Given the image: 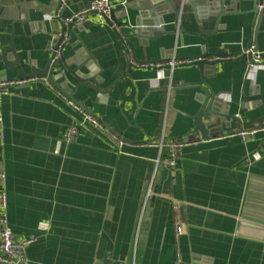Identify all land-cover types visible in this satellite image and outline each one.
Masks as SVG:
<instances>
[{
    "label": "crops",
    "instance_id": "crops-1",
    "mask_svg": "<svg viewBox=\"0 0 264 264\" xmlns=\"http://www.w3.org/2000/svg\"><path fill=\"white\" fill-rule=\"evenodd\" d=\"M54 1L0 0V82L9 85L0 97L7 225L26 239L40 222L49 224L27 247L28 264H264V205H246L248 194L264 200V121L257 122L264 116V63L249 66L242 55L254 42L256 1L226 0L214 36L207 0H173L178 17L166 11L160 21L146 0L145 25L136 10L123 11L137 0H116L125 27L94 19L73 28L61 53L69 69L57 66L56 83L69 88L95 126L46 80L14 82L19 70L36 73L52 56ZM93 1L68 0L63 18ZM259 13L256 46L264 55V9ZM137 26L142 38H128L129 52L118 35ZM221 49L231 57L205 68V81L231 119L210 124L203 140L193 132L198 69L132 63L188 62ZM89 57L99 92L68 72L91 77ZM15 58L19 65L5 68ZM70 127L78 135L59 142ZM161 141L184 143L172 168Z\"/></svg>",
    "mask_w": 264,
    "mask_h": 264
},
{
    "label": "water",
    "instance_id": "water-1",
    "mask_svg": "<svg viewBox=\"0 0 264 264\" xmlns=\"http://www.w3.org/2000/svg\"><path fill=\"white\" fill-rule=\"evenodd\" d=\"M98 1V0H94ZM112 2L116 0H111ZM146 0H137L136 2L133 3V6H125L123 11L125 13L126 10H136L138 12V16L136 17V20L138 21V25H145L143 22V5L141 4ZM150 9L152 8L154 10V14L157 16V18L160 21V16L164 14L166 11L168 13H172L175 15V18L178 17L179 14V9L174 5L173 0H149ZM184 1V0H181ZM208 1V7L210 9V15L211 17L215 18L216 20V26L214 27V31L210 33L208 36L213 35L217 32V25L219 24V20L222 16L226 15L227 9L225 8V1L226 0H207ZM256 1V9L254 13L256 15L259 14V17L255 20V27H254V42H251L248 44L247 48H253V51H257V35H258V28H259V22H260V13H259V8L258 5H260L264 0H255ZM55 7L52 11V18L55 21V24H58L59 26V33L57 38H55L54 42V48H53V53L46 64V66L43 68V70H40L36 73L32 74H25L22 70L18 71V74L14 80V82L19 83V82H26L27 80H33V79H42L46 80L47 83L55 88L56 90L60 92H64L66 94L67 101L74 106L77 110L81 111L85 116L90 117L91 113L88 112L81 104L76 103L73 98H72V93H69L68 90L69 88L65 87L63 85H58L56 83L57 80H59L60 75L56 74V69L59 64L63 66V68H68L67 61L64 60L62 57L61 53L65 47V43L68 40V33L73 29V28H78L79 26L82 25L81 22L72 20L71 22L67 21V18H63V12L66 9V6L68 4V0H64L63 2L61 0H55ZM91 6V3L88 4L87 8ZM86 8V9H87ZM166 9V10H165ZM121 17H124V14H122ZM116 14L114 10H111L109 13V16L104 19V21L107 23V25H110L112 22V25H114L115 29L120 30L121 27H123L126 24H123L121 22H118L116 19ZM142 21V22H139ZM149 23V22H146ZM147 25V24H146ZM125 27V26H124ZM127 27V26H126ZM114 29V30H115ZM139 33H141V30L138 29V26L136 29H129V33H119L118 37L120 40L125 44V46L128 48L129 52L133 51V46L130 44L128 38L131 36H137L139 38H142ZM56 36V35H55ZM214 36V35H213ZM147 39H150L147 37ZM254 43V44H253ZM11 51V49H10ZM9 51V52H10ZM77 57L74 58L76 61V64L78 67H80V64L78 63V59H81L79 52L76 53ZM212 57V58H211ZM230 54L228 52H225L224 50H218L214 55H209L203 53L201 57L197 59H192L190 60L191 63L190 65H193L198 69L199 72V81L197 84H195L196 87L200 89L201 96H199L198 102H200V108L194 118V123L195 127L193 129L194 133H198L199 138L206 140L210 133V129L208 130V127L211 126H217L220 127L223 125V122L225 120H230L231 117L226 115L224 111H219L220 107V100L213 94V91L210 90V88L206 84V77L211 75L209 74L205 68H215V66L222 64L225 59H228ZM211 58V60H209ZM170 60H167L165 62H169ZM5 62V60H4ZM90 63V68L88 69V73L91 75L90 76H81L78 74L77 71H69L68 72L77 80L79 84L83 83L84 86H86V83H91L92 86H90L93 90L99 92V83L102 81L101 78H98L99 73L95 70L96 68L92 66L94 64V59L93 58H88L86 63ZM6 63V62H5ZM152 64V63H151ZM19 61L18 59H14V64L5 65V68L12 67V66H18ZM185 66V65H183ZM165 69H169V67H164ZM60 73V72H58ZM87 74V75H89ZM4 76V74H3ZM89 77V79H87ZM88 80V81H87ZM234 119V118H232ZM264 121V116L259 118L257 122ZM255 122V123H257ZM241 131V130H240ZM217 134H220L219 131H217ZM246 205L248 207H255V206H262L264 205V200L261 198H255L253 195L248 194L247 199H246Z\"/></svg>",
    "mask_w": 264,
    "mask_h": 264
},
{
    "label": "built area",
    "instance_id": "built-area-1",
    "mask_svg": "<svg viewBox=\"0 0 264 264\" xmlns=\"http://www.w3.org/2000/svg\"><path fill=\"white\" fill-rule=\"evenodd\" d=\"M62 2L64 0H61ZM114 3L111 0H98L93 1L91 6L84 11L75 14L67 19L68 22L72 20L79 21L81 23L85 22H93L94 19L104 22V19L109 16V13L114 8ZM259 10L264 9V2L258 5ZM54 38V36H53ZM242 55L247 59L249 66H258L264 63V55L260 52H254L253 48H247L243 51ZM188 62H177L175 60H170L169 62H163L159 64H148V63H137L133 62L132 66L140 67V68H147L150 66L155 67H169V69L175 68L178 65L189 64L191 63L190 60ZM9 85L7 83L0 82V97L8 93ZM79 113L83 114L81 111L78 110ZM1 117V116H0ZM88 117V116H86ZM87 121L90 125L95 126L96 121L91 119V117L87 118ZM1 122V119H0ZM79 129L77 127H70L65 129L59 137V142H66L71 143L74 138L78 135ZM183 142H167L164 143L163 141L158 144L160 148L167 147L170 152L169 156V166L172 168L174 167V159H175V152L181 146H183ZM152 146H156V144H152ZM260 154H255L253 158H259ZM6 202H5V194L2 190H0V264H28L27 257H26V249L27 247L35 242L39 236L46 234L49 231V224L46 222H40L37 226V232L26 239H17L15 235L12 233L10 228L7 225L6 219ZM180 232V228L177 229Z\"/></svg>",
    "mask_w": 264,
    "mask_h": 264
}]
</instances>
